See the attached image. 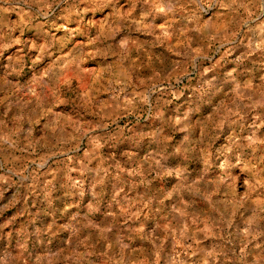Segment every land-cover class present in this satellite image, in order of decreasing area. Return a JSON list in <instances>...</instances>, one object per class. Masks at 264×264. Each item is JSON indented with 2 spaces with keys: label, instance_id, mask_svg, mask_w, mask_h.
Segmentation results:
<instances>
[{
  "label": "clouds",
  "instance_id": "clouds-1",
  "mask_svg": "<svg viewBox=\"0 0 264 264\" xmlns=\"http://www.w3.org/2000/svg\"><path fill=\"white\" fill-rule=\"evenodd\" d=\"M0 264H264V0H0Z\"/></svg>",
  "mask_w": 264,
  "mask_h": 264
}]
</instances>
